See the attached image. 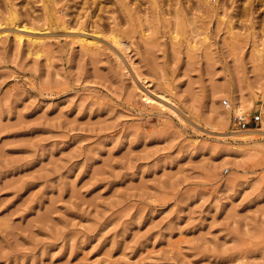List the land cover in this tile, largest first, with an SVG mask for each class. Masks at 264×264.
<instances>
[{
	"label": "rangeland",
	"instance_id": "1",
	"mask_svg": "<svg viewBox=\"0 0 264 264\" xmlns=\"http://www.w3.org/2000/svg\"><path fill=\"white\" fill-rule=\"evenodd\" d=\"M0 264H264V0H0Z\"/></svg>",
	"mask_w": 264,
	"mask_h": 264
},
{
	"label": "built area",
	"instance_id": "2",
	"mask_svg": "<svg viewBox=\"0 0 264 264\" xmlns=\"http://www.w3.org/2000/svg\"><path fill=\"white\" fill-rule=\"evenodd\" d=\"M230 124L238 130L248 131L260 128L261 115L257 112L249 113L242 101L230 105Z\"/></svg>",
	"mask_w": 264,
	"mask_h": 264
},
{
	"label": "bare ground",
	"instance_id": "3",
	"mask_svg": "<svg viewBox=\"0 0 264 264\" xmlns=\"http://www.w3.org/2000/svg\"><path fill=\"white\" fill-rule=\"evenodd\" d=\"M183 1V0H182ZM165 4H166V2H164ZM169 3V2H168ZM185 4V3H184ZM168 5V4H167ZM169 5H170V3H169ZM180 8H181V6H180ZM182 11V10H181ZM180 12V11H179ZM179 14V13H178ZM47 21L49 22V23H53V22H56V23H58V22H61L62 23V20H61V18H60V16L56 13V11L54 10V9H50L49 11H47ZM16 18H17V16H16V13L15 12H11L7 17H6V20L7 21H9V22H15L16 21ZM60 23V24H61ZM113 29V28H112ZM115 29V28H114ZM114 29L113 30H111L110 32H111V39H112V41L116 44V45H118V46H120V47H122L121 49H124L123 47H124V44L122 43L123 41H121V37H120V35H119V30L118 29H116V30H118V31H114ZM15 39L16 40H21V37L20 36H15ZM28 41L30 42V44L32 45V46H35L36 44H38V40H35V39H31V38H29L28 39ZM80 43L82 44V45H85V46H93L94 45V43L93 42H91V41H89V40H87L86 38H82V39H80ZM127 45V44H126ZM119 47V48H120Z\"/></svg>",
	"mask_w": 264,
	"mask_h": 264
}]
</instances>
